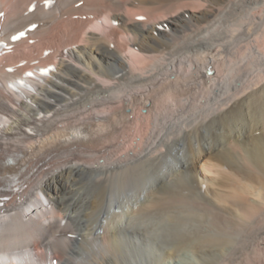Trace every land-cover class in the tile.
Returning a JSON list of instances; mask_svg holds the SVG:
<instances>
[{
  "label": "bare ground",
  "instance_id": "1",
  "mask_svg": "<svg viewBox=\"0 0 264 264\" xmlns=\"http://www.w3.org/2000/svg\"><path fill=\"white\" fill-rule=\"evenodd\" d=\"M260 4L0 0V264H264Z\"/></svg>",
  "mask_w": 264,
  "mask_h": 264
},
{
  "label": "rangeland",
  "instance_id": "2",
  "mask_svg": "<svg viewBox=\"0 0 264 264\" xmlns=\"http://www.w3.org/2000/svg\"><path fill=\"white\" fill-rule=\"evenodd\" d=\"M263 9H264V7L262 6L261 7V4H260V14L258 13L257 15L259 16V18H256V19H253V17H251V15H249V13H247V14H245L241 19H238V20H236L235 21V24L237 23V24H239V23H245V25H246V23H247V25H246V30H249V31H246L247 33L248 32H251L252 33V35H253V37L255 38V39H257L256 37L259 35L260 36V34H256L255 35V33H261V37H259L258 39L260 40V41H258V39H257V42H260V44H261V46H260V44L258 43V45L260 46V56L258 57V58H256L255 60L254 59H250L249 57H247L248 59H246V50H242L241 52L239 51L238 52V54H236L237 55V57H236V55H234V56H231V57H229V58H231L230 60H233L232 62L229 60V62H228V64H231V63H235L234 65H241L242 67H240V68H243L244 69V71L245 72H243V73H245V74H243V75H252V73H254L253 75H255V74H257V73H259V74H261L260 75V79L262 78L263 80H260V81H263V84H261L260 83V104L263 106H261L260 105V153H261V150H264V95H263V93H264V60H263V58H264V37H263V35H264V21H263V19H262V16H261V14L262 13H264L263 12ZM259 12V11H258ZM262 12V13H261ZM144 18H141V20H143ZM248 19H250V20H248ZM252 20V21H251ZM238 21V22H237ZM243 21V22H242ZM248 23H249V27H250V29L248 28ZM236 24V25H237ZM240 24V25H241ZM258 24V25H257ZM244 25V24H243ZM259 26V27H258ZM255 28V29H254ZM256 30V31H255ZM260 30V31H259ZM261 30H262V32H261ZM262 41V42H261ZM262 49H263V51H262ZM243 51H245V52H243ZM262 52V53H261ZM245 55H244V54ZM263 54V55H262ZM243 58H242V57ZM234 57V58H233ZM262 59H261V58ZM235 59V60H234ZM238 59V60H237ZM236 60L237 61H239L238 63H236ZM243 60V61H242ZM242 62V63H241ZM245 62V63H244ZM247 62V63H246ZM241 63V64H240ZM258 63V64H257ZM244 64V65H243ZM255 64V65H254ZM261 64H262V66H261ZM252 65V66H251ZM245 66V67H244ZM248 66V67H247ZM255 66V67H254ZM257 67H259V68H257ZM250 68V69H249ZM252 68V69H251ZM254 68H255V70H257V71H254ZM247 70V71H246ZM254 72H253V71ZM260 70V71H259ZM249 72V73H248ZM252 72V73H251ZM262 76V77H261ZM263 88V89H262ZM247 142H249V139H248V141ZM262 145V146H261ZM261 148H263V149H261ZM205 172V173H204ZM260 172H261V166H260ZM202 174H204V175H207V176H211V173L210 172H208V171H204V170H202ZM184 180H187L188 178L187 177H184L183 178ZM264 212H262V213H260V224L261 225H263L264 224V214H263ZM263 219V220H262ZM263 224H262V223ZM171 225L170 224H168V223H162V224H160V225H158V228L160 229V232L162 233V234H169V233H171L172 232V226L170 227ZM163 231V232H162ZM152 239H155V238H152ZM141 244H139L138 246H137V249L139 248V246H140ZM154 256H155V253H144V252H137L136 254H135V259L137 260V261H139V262H154ZM149 258H151V259H149ZM153 259V260H152ZM180 262H179V261ZM177 261H178V264H185V262H183V261H181L180 259H177ZM172 264H175V262L173 261V262H171ZM218 263H221V260H219V262ZM217 263V264H218ZM167 264V263H166Z\"/></svg>",
  "mask_w": 264,
  "mask_h": 264
}]
</instances>
